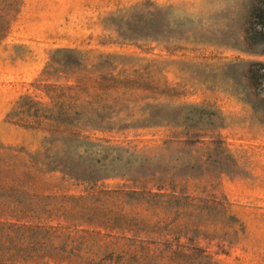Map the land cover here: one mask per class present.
<instances>
[{
	"label": "rangeland",
	"instance_id": "obj_1",
	"mask_svg": "<svg viewBox=\"0 0 264 264\" xmlns=\"http://www.w3.org/2000/svg\"><path fill=\"white\" fill-rule=\"evenodd\" d=\"M264 0H0V264H264Z\"/></svg>",
	"mask_w": 264,
	"mask_h": 264
},
{
	"label": "trees",
	"instance_id": "obj_2",
	"mask_svg": "<svg viewBox=\"0 0 264 264\" xmlns=\"http://www.w3.org/2000/svg\"><path fill=\"white\" fill-rule=\"evenodd\" d=\"M255 69L250 70L249 82L254 87L264 86V64H255Z\"/></svg>",
	"mask_w": 264,
	"mask_h": 264
}]
</instances>
